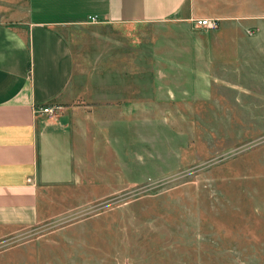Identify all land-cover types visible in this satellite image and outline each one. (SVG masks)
I'll list each match as a JSON object with an SVG mask.
<instances>
[{
    "label": "rangeland",
    "instance_id": "obj_1",
    "mask_svg": "<svg viewBox=\"0 0 264 264\" xmlns=\"http://www.w3.org/2000/svg\"><path fill=\"white\" fill-rule=\"evenodd\" d=\"M60 31L76 118L123 106L122 126L139 118V138L125 135L111 189L82 191L74 207L0 238V264H264V33L223 69L199 70L200 30L182 22Z\"/></svg>",
    "mask_w": 264,
    "mask_h": 264
},
{
    "label": "crops",
    "instance_id": "obj_2",
    "mask_svg": "<svg viewBox=\"0 0 264 264\" xmlns=\"http://www.w3.org/2000/svg\"><path fill=\"white\" fill-rule=\"evenodd\" d=\"M263 4L264 0H0V238L74 207L82 191L91 198L97 190L111 189L110 173L124 156L125 135L139 138V118L133 127L122 126L123 106L100 104L85 109L82 120L76 118L67 104L75 92L76 64L60 31L63 26L92 24V15L115 26L182 22L200 30L191 48L197 68L223 69L230 52L261 47L257 40L264 33ZM200 17L216 18L219 28L195 26L193 20ZM240 24L257 27L245 26L243 31ZM247 30L255 34L250 44L244 37ZM51 104L59 106L51 116L35 112L38 105ZM129 106L127 116H138L139 103L132 99Z\"/></svg>",
    "mask_w": 264,
    "mask_h": 264
},
{
    "label": "built area",
    "instance_id": "obj_3",
    "mask_svg": "<svg viewBox=\"0 0 264 264\" xmlns=\"http://www.w3.org/2000/svg\"><path fill=\"white\" fill-rule=\"evenodd\" d=\"M89 22H99L100 19L96 15L89 16ZM193 24L197 27H203L205 29L209 28H217L218 21L216 18L213 17H200V18H195L193 20ZM247 33L249 35L253 34L252 30H247ZM59 109V106L56 104H51V105H38L35 107V112L39 115L42 116H51L52 114L56 113V111Z\"/></svg>",
    "mask_w": 264,
    "mask_h": 264
}]
</instances>
